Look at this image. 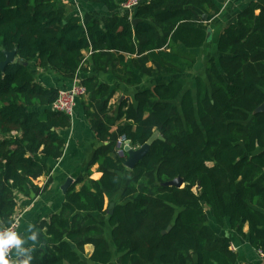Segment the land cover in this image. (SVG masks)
Listing matches in <instances>:
<instances>
[{
	"label": "trees",
	"instance_id": "trees-1",
	"mask_svg": "<svg viewBox=\"0 0 264 264\" xmlns=\"http://www.w3.org/2000/svg\"><path fill=\"white\" fill-rule=\"evenodd\" d=\"M96 1L113 14L83 25L57 0H0V64L15 55L0 68L3 227L14 220L15 194L41 192L34 182L63 155L72 121L51 110L60 89L36 81L27 64L66 80L110 70L130 87L152 73L186 78L196 63L189 51L207 41L202 15H217L225 0H137L131 13L120 11L128 0ZM216 50L192 87L172 79L117 105L109 84L79 80L85 96L75 112L99 145L60 210L30 228L32 245L19 254L27 264H109L113 253L117 264H237L231 239L215 234L225 227L264 253V112H256L264 102V0L250 1L224 27ZM154 132L163 140L127 169L118 141L138 148ZM175 179L181 187L169 185Z\"/></svg>",
	"mask_w": 264,
	"mask_h": 264
},
{
	"label": "crops",
	"instance_id": "crops-1",
	"mask_svg": "<svg viewBox=\"0 0 264 264\" xmlns=\"http://www.w3.org/2000/svg\"><path fill=\"white\" fill-rule=\"evenodd\" d=\"M141 1L146 3L149 0ZM250 1L253 0H225L219 5L220 11L217 15L205 16L203 18L202 27L206 31L209 30L210 33L202 48L189 51V53L195 54L196 63L193 73H190L188 78H183L176 74L152 73L150 76L143 77L141 85L130 87L119 82L110 70L106 73H100L93 68H90L87 72L79 70L74 79L66 80L51 71L43 72L39 70L36 67L35 61L27 65L29 69L37 72L34 75L36 81L46 87L57 89L68 88L75 80L79 82V80L86 76L95 77L99 83H107L116 90L111 98V104L113 105H117L127 97L132 99V94L139 89L148 88L159 83H167L172 79L179 80L182 84L185 79H188L192 87L195 77L205 71L208 60L211 57L216 58L218 56L216 45L224 27L232 23L236 15ZM57 7L63 10L66 18L72 16L79 17L83 25L93 21L100 22L103 18L113 14L102 3L96 0H57ZM122 10L123 8L121 7L120 11ZM84 55L85 58L88 57L87 52ZM147 66H151V64ZM114 108L116 109V107ZM112 130L114 131V128ZM62 135L65 138L63 155L59 160L49 164L48 176H42L34 182L42 189L41 192L39 194H15L16 208L14 218L19 225L18 232L23 241L22 248L32 245V242L29 240L30 228L41 221L48 220L51 215L60 210L63 202V187L65 186V182L68 178H71L74 183L77 176L84 173L95 148L99 145L82 114V110L79 108L71 121V127L62 132ZM96 168L97 165L91 168V179L94 180L98 179L101 175L96 172ZM79 187L76 186V189H79ZM1 227L3 226L0 223ZM243 231L247 233V226L243 228ZM215 234L219 238L228 237L231 239V250L237 255V264H264V258L249 245L247 239L237 236L228 227L215 228ZM91 252L92 247L90 245L85 246L86 255L89 256ZM20 257V255H17V250L15 249L14 259L8 262V264L11 262L13 264L25 263V259H20Z\"/></svg>",
	"mask_w": 264,
	"mask_h": 264
},
{
	"label": "built area",
	"instance_id": "built-area-1",
	"mask_svg": "<svg viewBox=\"0 0 264 264\" xmlns=\"http://www.w3.org/2000/svg\"><path fill=\"white\" fill-rule=\"evenodd\" d=\"M136 5L137 0H128L126 3L122 4L121 7L123 10L131 13ZM82 96H85V88L75 80L68 88L59 90L56 101L51 105V110L63 113L73 119L75 115L76 102ZM125 145L135 149V147L131 146L128 140L120 139L118 141V154H120ZM18 226V222L14 218L13 222L9 226L1 227L0 232L15 231L19 235ZM14 251L15 247L11 248L7 253L4 254V259L12 261L14 259ZM258 253L264 258V253L260 251Z\"/></svg>",
	"mask_w": 264,
	"mask_h": 264
},
{
	"label": "water",
	"instance_id": "water-1",
	"mask_svg": "<svg viewBox=\"0 0 264 264\" xmlns=\"http://www.w3.org/2000/svg\"><path fill=\"white\" fill-rule=\"evenodd\" d=\"M202 18H205V15H202ZM138 21H139L138 19H133L132 25H135ZM209 33H210V31L208 30L207 31V37L209 36ZM5 57H6L5 61L0 64V68H3L7 63H11L15 60L14 52L6 53ZM29 72L33 75L37 74V72H35L34 70H31V69H29ZM256 112H264V102L256 109ZM157 139L162 141L163 137L160 134H158L157 132H154L148 138V140L138 148L132 149L128 145H125L119 154L120 156H126L124 166L127 169H132L137 164V162L139 160H141L142 157L148 152L151 144ZM72 183H73L72 179L68 178L67 181L65 182V186L63 187L64 194L66 193L67 189L72 185ZM169 185L181 187L182 186V180L181 179H175V180L169 182ZM112 207H113V203H110L108 205V208L111 210ZM111 213H112V211H110V214ZM170 228L171 227L169 226L166 231L162 232V234H165L167 231L170 230ZM20 259H24V258L21 256ZM7 261L10 262L9 260H7Z\"/></svg>",
	"mask_w": 264,
	"mask_h": 264
},
{
	"label": "clouds",
	"instance_id": "clouds-1",
	"mask_svg": "<svg viewBox=\"0 0 264 264\" xmlns=\"http://www.w3.org/2000/svg\"><path fill=\"white\" fill-rule=\"evenodd\" d=\"M32 238L35 239V236ZM22 245V238L15 231L0 232V264H8V261L4 259V254L13 247L19 255ZM25 264H27V261H25Z\"/></svg>",
	"mask_w": 264,
	"mask_h": 264
},
{
	"label": "rangeland",
	"instance_id": "rangeland-1",
	"mask_svg": "<svg viewBox=\"0 0 264 264\" xmlns=\"http://www.w3.org/2000/svg\"><path fill=\"white\" fill-rule=\"evenodd\" d=\"M186 78H188V77H186ZM183 86L185 87V88H189L190 87V84H189V82H188V79H185V81L183 82ZM114 198V197H113ZM109 201H110V199L107 197L106 198V207L108 206L107 204L109 203ZM99 217V216H98ZM102 218L104 219V220H106L107 219V217L106 216H102ZM212 220V219H211ZM108 231V229L106 230V233H105V236L107 237L106 239L109 241L110 240V238H109V233L107 232ZM87 254V253H86ZM85 254V257H87V255ZM109 264H117V255L115 254V253H113V257H112V260H111V262L109 263Z\"/></svg>",
	"mask_w": 264,
	"mask_h": 264
}]
</instances>
